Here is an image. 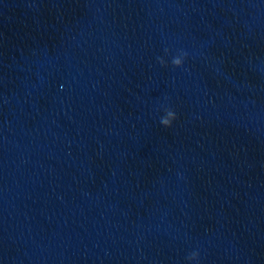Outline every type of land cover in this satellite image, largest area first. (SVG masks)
Returning <instances> with one entry per match:
<instances>
[{"label":"clouds","instance_id":"obj_1","mask_svg":"<svg viewBox=\"0 0 264 264\" xmlns=\"http://www.w3.org/2000/svg\"><path fill=\"white\" fill-rule=\"evenodd\" d=\"M187 56V53L186 52H181L180 55L174 57L172 59V64L174 67H183V64H184V58ZM159 59V62L164 65L165 64V61L162 59V58H158ZM176 119V115L173 111L169 110L167 111L166 113V116L164 118H162L161 120V123L165 126V127H170L171 126V123L172 121ZM198 257V253L196 252H193L191 253L187 258L189 260H194Z\"/></svg>","mask_w":264,"mask_h":264}]
</instances>
